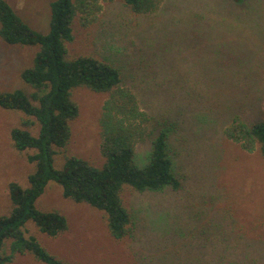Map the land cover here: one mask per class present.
Segmentation results:
<instances>
[{"label": "rangeland", "instance_id": "1", "mask_svg": "<svg viewBox=\"0 0 264 264\" xmlns=\"http://www.w3.org/2000/svg\"><path fill=\"white\" fill-rule=\"evenodd\" d=\"M6 1L30 27L49 31L53 0ZM101 5L95 23L74 20L66 57L91 56L119 69L122 85L149 117L135 145L137 163L145 162L151 137L165 125L181 184L177 190L125 188L133 236L116 239L103 211L63 197L62 187L49 181L35 206L59 212L67 227L52 237L29 220L25 234L64 264H264V156L223 136L234 117L247 124L264 119V0H164L143 14L123 0ZM38 50L0 37V91H31L20 72ZM106 96L73 90L79 113L69 142L56 149V168L70 156L102 165L99 118ZM23 117L0 107V215L11 210L8 183L27 187L35 169L27 160L33 151H17L10 138ZM3 251L7 264H45L31 253H12L8 240Z\"/></svg>", "mask_w": 264, "mask_h": 264}, {"label": "trees", "instance_id": "2", "mask_svg": "<svg viewBox=\"0 0 264 264\" xmlns=\"http://www.w3.org/2000/svg\"><path fill=\"white\" fill-rule=\"evenodd\" d=\"M163 1L123 0L133 12L142 14L155 12ZM101 10V0H53L49 31L43 34L25 23L6 0H0L1 39L10 45L39 46L32 64L20 72L31 91H0V107L24 115L20 126L10 131L12 145L20 152L32 150L27 160L35 164L27 177V187L14 181L7 185L11 210L0 215V264L10 261L3 251L7 240L12 253H31L45 264H64L35 237L25 234L29 220L52 237L67 227L59 212L35 206L49 181L62 187L63 197L103 211L107 229L116 239L133 236L134 222L121 198L125 188L142 192L180 187L176 162L170 153V129L165 125L151 137L145 162L137 163L135 145L143 139L149 117L140 108L135 93L122 85L119 69L91 56L66 57V43L74 38V20L87 27L98 20ZM78 87L107 94L99 118V150L104 162L94 166L70 156L58 169L53 157L71 137L70 124L79 113L72 92ZM262 111L264 114V106ZM223 136L249 152L258 147L264 156V119L247 124L234 117Z\"/></svg>", "mask_w": 264, "mask_h": 264}]
</instances>
